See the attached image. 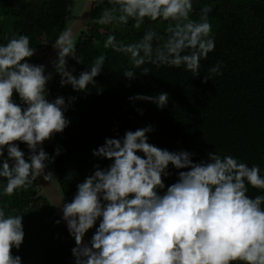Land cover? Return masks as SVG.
I'll use <instances>...</instances> for the list:
<instances>
[{"label":"clouds","instance_id":"obj_1","mask_svg":"<svg viewBox=\"0 0 264 264\" xmlns=\"http://www.w3.org/2000/svg\"><path fill=\"white\" fill-rule=\"evenodd\" d=\"M93 8L100 9L93 23L112 29L103 48L125 55L133 66L123 72L129 81L136 75L134 69L145 64L183 66L196 77L201 59L214 50L208 17L212 9L205 6L199 18L192 19V0H85L75 25L64 29L51 45L56 52L51 64L60 86H71L75 92L95 85L106 60L105 55L96 57L78 76L67 64L69 58L81 63L76 34L84 23L75 33L73 28ZM156 22H167L163 34L146 28L139 39L128 43L115 35L129 25L140 30ZM35 53L27 35L14 34L0 45V178L7 197L27 190L38 177L51 184L54 175L46 169L62 149L57 147L50 157L42 145L69 126L65 112L76 100L46 98L53 76L45 74V65L29 62ZM220 69L217 62L201 83L220 75ZM149 72L144 67L141 74ZM129 99L163 109L169 95L137 94ZM137 112L143 114L142 109ZM153 131L148 125L128 130L122 138H105L91 154L111 163L106 168L94 165L93 173L77 184L71 202L59 197L61 219L75 242L74 264H264V195H248L250 188L264 190L260 166L249 167L215 152L193 162V153L149 143L147 134ZM19 144L26 145L27 156ZM169 165L181 171L161 194L163 178L171 175ZM8 207V202L0 204V264H22L12 250H19L24 241L23 217L8 213ZM94 227L91 239L84 242Z\"/></svg>","mask_w":264,"mask_h":264},{"label":"trees","instance_id":"obj_2","mask_svg":"<svg viewBox=\"0 0 264 264\" xmlns=\"http://www.w3.org/2000/svg\"><path fill=\"white\" fill-rule=\"evenodd\" d=\"M192 2V19H198L205 6L212 9L208 17L212 25L210 36L215 42L214 50L201 59L196 77L183 66L145 64L134 69L136 75L129 81L123 75L133 68L128 57L103 48L112 29L93 23L99 8H93L85 27L76 34V54L81 63L67 60L73 75L78 76L96 57L105 55L95 85H89L86 92H75L71 86H60V76L52 67L48 71H53V78L47 84V99L64 96L67 102L68 97H76L65 112L69 126L42 145L50 157L57 147L62 149L46 172L53 173L51 183L64 202H71L77 184L93 173L94 165L106 168L111 163L91 154L105 138H122L126 131L148 125L154 128L147 134L148 142L156 147L188 151L197 163L213 152L222 157L231 155L249 167L259 165L264 176V0ZM72 5L73 0H0V45H5L14 34L27 35L30 47L36 48L29 62L39 64L58 35L79 14L83 0L75 14L71 13ZM166 24L146 23L140 30L129 25L117 29L115 35L117 40L133 42L146 28L163 34ZM217 62L221 64V74L201 83ZM144 67L150 69L146 75L141 74ZM163 92L169 95L163 109L154 103L129 99L137 94L154 96ZM13 99L19 103L15 94ZM137 109H142L143 114ZM19 147L27 156L26 145ZM167 171L171 175L163 178L165 189L161 194L176 182L181 170L169 165ZM3 183L0 178V204L8 202L6 211L23 217L24 241L12 254L19 255L22 264H74L71 249L75 243L62 223H55L59 219L40 194L36 180L30 188L17 190L11 197L2 194ZM248 195H264V190L250 188ZM94 232L95 227L86 233L89 240Z\"/></svg>","mask_w":264,"mask_h":264},{"label":"water","instance_id":"obj_3","mask_svg":"<svg viewBox=\"0 0 264 264\" xmlns=\"http://www.w3.org/2000/svg\"><path fill=\"white\" fill-rule=\"evenodd\" d=\"M84 3H85V0H83V4ZM81 12H82V9L79 12V14L74 18L73 22L69 25V27H72V26L75 25L76 20H77V18L80 15ZM88 18H89V12L86 11V12L83 13L82 18L80 19V23L77 24L73 28V32L75 33V31H77L79 29V27L84 23V25L78 30V32L80 30H82L85 27V24H86ZM55 57H56V52L54 51V49L51 46L50 49L46 52V54H45L44 58L42 59V61L39 63V64L45 65V74L46 75H47L48 71L50 70V68L52 67L51 62L55 59ZM27 153H28V150H27ZM36 182H37V184H38V186L40 188V194H42V195H44L46 197L47 201L49 202L50 206L52 207L53 216H56V217H58L59 220H61L62 225L64 226V228L67 231L66 222H64L61 219V217H62L61 207H62V203L63 202L59 199L60 196H59V194L57 192V187H55L52 183H51L52 184V186H51V184L48 183V182H45L42 177H38ZM67 233H68V231H67ZM71 239L74 242V239L72 237H71ZM88 241H89V239L85 235L84 242H88Z\"/></svg>","mask_w":264,"mask_h":264},{"label":"rangeland","instance_id":"obj_4","mask_svg":"<svg viewBox=\"0 0 264 264\" xmlns=\"http://www.w3.org/2000/svg\"><path fill=\"white\" fill-rule=\"evenodd\" d=\"M81 0H73V5H72V9H71V13L75 14V12L77 11V9L79 8V4H80ZM53 71H51L52 73Z\"/></svg>","mask_w":264,"mask_h":264}]
</instances>
